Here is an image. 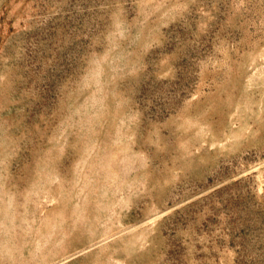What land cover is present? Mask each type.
I'll return each mask as SVG.
<instances>
[{"label": "rangeland", "instance_id": "1", "mask_svg": "<svg viewBox=\"0 0 264 264\" xmlns=\"http://www.w3.org/2000/svg\"><path fill=\"white\" fill-rule=\"evenodd\" d=\"M0 264H264V0H0Z\"/></svg>", "mask_w": 264, "mask_h": 264}]
</instances>
